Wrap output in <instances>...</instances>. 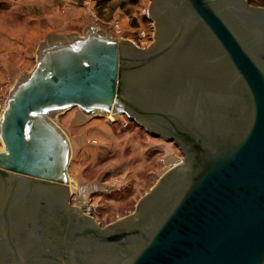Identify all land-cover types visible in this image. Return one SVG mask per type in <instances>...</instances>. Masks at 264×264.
<instances>
[{"label": "water", "instance_id": "1", "mask_svg": "<svg viewBox=\"0 0 264 264\" xmlns=\"http://www.w3.org/2000/svg\"><path fill=\"white\" fill-rule=\"evenodd\" d=\"M155 40L101 28L48 34L0 116V264H264V6L151 0ZM149 11V10H148ZM133 43V44H132ZM125 113L184 162L135 213L100 226L69 198L71 144L56 116ZM83 212H81L82 210Z\"/></svg>", "mask_w": 264, "mask_h": 264}, {"label": "rangeland", "instance_id": "2", "mask_svg": "<svg viewBox=\"0 0 264 264\" xmlns=\"http://www.w3.org/2000/svg\"><path fill=\"white\" fill-rule=\"evenodd\" d=\"M262 1L250 4L264 6ZM150 4L151 0H0V99L35 68L38 48L48 34L82 35L95 26L117 40L131 41L130 33L139 24L155 28ZM146 8L149 19L143 15ZM116 18L123 38L114 27ZM73 112L74 117L67 119ZM78 113L84 114L74 107L54 119L71 144L69 199L72 207L89 208L87 214L100 226L135 213L139 200L159 178L184 162L175 142L151 135L125 113L103 117Z\"/></svg>", "mask_w": 264, "mask_h": 264}, {"label": "built area", "instance_id": "3", "mask_svg": "<svg viewBox=\"0 0 264 264\" xmlns=\"http://www.w3.org/2000/svg\"><path fill=\"white\" fill-rule=\"evenodd\" d=\"M143 15L145 17H148V10L147 8L143 10ZM146 21V19H145ZM114 27L116 28L117 34H119L123 38L125 36V32L121 28L120 19L116 18L114 20ZM130 35L133 37L131 41L138 46L139 48H146L150 46L154 40H155V28H152L150 30H147V28L142 27L141 24H139V27H136L133 31V33H130ZM6 98L0 99V116L2 115L5 107H6ZM183 161V160H182ZM181 161V162H182ZM89 209V208H88Z\"/></svg>", "mask_w": 264, "mask_h": 264}, {"label": "flooded vegetation", "instance_id": "4", "mask_svg": "<svg viewBox=\"0 0 264 264\" xmlns=\"http://www.w3.org/2000/svg\"><path fill=\"white\" fill-rule=\"evenodd\" d=\"M53 204L48 210L47 216L50 218V222L47 224V228L49 232L53 233L56 232L55 230H58V222L64 223L66 218V209L69 206L72 208V205L70 203V199L68 198V194L66 197H63L62 195L56 196V198L53 199ZM69 264H77L74 260L70 261Z\"/></svg>", "mask_w": 264, "mask_h": 264}, {"label": "crops", "instance_id": "5", "mask_svg": "<svg viewBox=\"0 0 264 264\" xmlns=\"http://www.w3.org/2000/svg\"><path fill=\"white\" fill-rule=\"evenodd\" d=\"M11 45H12V43H11ZM11 49H12V46H11ZM73 108H74V107H73ZM70 109H71V108H70ZM65 111H66V110H65ZM74 113H75V112L66 115V118H67V119H71V117H74ZM76 115H77V114H76ZM76 115H75V116H76ZM78 115H79V116H80V115H84V116H85L86 114H85V113H84V114H82V113L79 114V113H78Z\"/></svg>", "mask_w": 264, "mask_h": 264}, {"label": "trees", "instance_id": "6", "mask_svg": "<svg viewBox=\"0 0 264 264\" xmlns=\"http://www.w3.org/2000/svg\"><path fill=\"white\" fill-rule=\"evenodd\" d=\"M256 0H248L249 3H254ZM263 2V1H262ZM264 5V2H263Z\"/></svg>", "mask_w": 264, "mask_h": 264}, {"label": "bare ground", "instance_id": "7", "mask_svg": "<svg viewBox=\"0 0 264 264\" xmlns=\"http://www.w3.org/2000/svg\"><path fill=\"white\" fill-rule=\"evenodd\" d=\"M109 116H112V114H111V115H109ZM68 184H69V182H68Z\"/></svg>", "mask_w": 264, "mask_h": 264}]
</instances>
